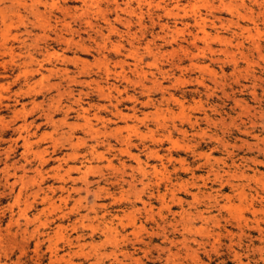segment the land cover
Returning a JSON list of instances; mask_svg holds the SVG:
<instances>
[{
    "label": "rangeland",
    "instance_id": "obj_1",
    "mask_svg": "<svg viewBox=\"0 0 264 264\" xmlns=\"http://www.w3.org/2000/svg\"><path fill=\"white\" fill-rule=\"evenodd\" d=\"M96 1L108 23L84 0H0V264H264V0ZM134 50L146 78L125 67L130 82L117 80ZM86 109L95 136L75 128ZM118 129L137 161L119 155ZM101 140L111 168L89 155Z\"/></svg>",
    "mask_w": 264,
    "mask_h": 264
},
{
    "label": "bare ground",
    "instance_id": "obj_2",
    "mask_svg": "<svg viewBox=\"0 0 264 264\" xmlns=\"http://www.w3.org/2000/svg\"><path fill=\"white\" fill-rule=\"evenodd\" d=\"M85 1H87L88 2V7H94V8H96V11H98L102 16H103V19H104V21L106 22V23H108V18H107V16H106V14L104 13V12H102L101 10H100V7H99V5L100 4H98V2L96 1V0H91V1H88V0H84V3H85ZM113 1H115V3H116V0H113ZM130 1V0H129ZM143 2L144 1H146V0H142ZM220 2L222 1V0H219ZM100 2V1H99ZM159 2H164L163 0H159ZM159 2L156 4V8L157 7H159ZM195 2V1H194ZM126 5H128V3L126 4ZM193 5V4H192ZM192 7V9H194L193 7L194 6H191ZM118 8V6L116 7V9ZM162 9H164L163 7H162ZM174 9H179V6H174ZM183 11H184V14L186 13L185 12V9H182ZM86 11V10H85ZM164 11H165V14H168V15H174V17H175V15L177 16L178 14H176V13H174L173 12V9H171V10H166V9H164ZM88 12V11H87ZM86 12V13H87ZM192 12H194V10H192ZM37 13H39V12H37ZM133 13H135V12H133ZM40 14V13H39ZM42 15V14H41ZM186 15V14H185ZM68 16V15H67ZM193 16H195V23H196V26H199V29H200V31H201V33H202V35H203V37H201V38H199L198 37V35H195L193 38H194V40L195 41H197V40H202V38H206L207 37V34L205 33V30H204V27H205V20H206V17H203V16H201V14H199L198 13V15H196V13L194 12V15ZM40 18V17H39ZM140 19V18H139ZM138 19V20H139ZM58 20V19H57ZM88 22V21H87ZM126 22V34L127 35H129V36H134L135 34H133V35H130L129 34V22L128 21H125ZM47 23L48 22H44V24H43V26H42V28L44 29V27L45 26H48L47 25ZM46 24V25H45ZM64 28H65V30L67 31V33L68 32H70L71 31V22H66V21H64ZM87 26L89 27V28H91L92 29V24L90 23V22H88L87 23ZM117 32V30L115 29V28H113V27H109V31H108V35L106 36V40L107 39H110V37H111V35H113V34H115ZM96 34H101L100 33V31H97L96 32ZM79 35V34H78ZM79 37V36H78ZM58 39H61L62 40V38H61V36L60 37H58ZM67 39V38H66ZM72 41H73V39L72 40H63L62 42H64V43H66V44H71L72 43ZM63 43V44H64ZM105 44V43H104ZM153 44V43H152ZM75 45H77L78 47H81V50H83V51H87V48H84V45H83V41L82 40H80L79 42H76L75 43ZM99 47V46H98ZM258 47V46H257ZM105 48V45L103 46V49ZM120 48H121V45H119V44H117V45H114V46H112V49H113V51L114 52H116V53H119L120 52ZM145 51L147 52V54L148 55H152L153 56V51L151 50V46H150V42L148 43V44H146V46H145ZM61 56V55H60ZM130 59H132L133 61H134V63L132 64V69L129 67V65H127V63L126 62H121V63H116V65H119V68H120V72H118V73H116L115 75V77L117 78V80H121L122 82H126V83H129L130 81H129V79H128V77H126L127 75H126V73H125V67H128V69L132 72V73H136V74H139V73H141V74H143L144 75V77L146 78V73H143L140 69H139V65H140V63H141V61H142V57H140L139 55H138V52L137 51H131L130 53H129V56H128ZM59 58H61V57H58V59ZM68 59V58H67ZM77 66V65H76ZM115 66V65H114ZM84 70H85V66L84 65H82V67L80 68V72H79V74L78 75H82V73L84 72ZM50 73H52V72H50ZM109 74V73H108ZM65 79H67V80H69V82L70 83H74V84H78V85H81L82 84V82H79L75 77H67V73H66V78ZM70 91V90H69ZM96 91L100 94V96L101 97H103V98H105L109 103H112V101H116V102H118V98H116L114 95H113V93L114 92H116V94H120L121 92L117 89V87H115V86H113L112 85V87H109L106 91L103 89V87H101V86H99L98 84H97V86H96ZM122 91V90H121ZM71 92V91H70ZM69 92V93H70ZM126 99H128V98H126ZM103 109H106V107H103ZM82 112H80V113H77L78 114V116H80L81 117V119H82V121H83V123L81 124V125H79V126H76L75 128H77L78 127V129H81L82 131L84 130V131H86L87 130V134L88 133H90V135L91 134H94V136L96 135V133L97 132H99V131H97V130H94V128H93V123H92V120H91V118L89 117V111L86 109V110H81ZM14 116H15V119L14 120H17L19 117H23V118H25V116L26 115H24L22 112H20V111H15L14 112ZM93 120H95V121H97V122H99L100 121V119H99V117L96 115V114H94L93 116ZM13 118V117H12ZM157 126L159 125L158 123L156 124ZM9 126V125H8ZM30 126V125H29ZM28 127V124L25 122V119H24V124H22L20 127L18 126V130H23V129H26ZM172 127L174 128V129H176V126L173 124L172 125ZM166 132H167V134H168V138H167V140L169 139V140H171L172 141V132H170L169 130H168V128H166ZM122 130L121 129H118V130H115L114 132L116 133L115 135H114V137L117 135V138H115L116 139V142H117V144H119L120 146H121V148H118L117 150H118V153H119V155L120 156H123V157H128V158H131V159H135L136 161H137V158L136 157H134V156H132V154H131V147H132V142H131V140H130V138H127V137H124V136H122L121 134H120V132H121ZM183 136L184 135H186L184 132H180ZM113 134V133H112ZM21 136V135H20ZM119 136V137H118ZM22 137V136H21ZM20 137V138H21ZM93 137V136H92ZM107 137V136H106ZM71 139V134H68V139ZM105 138V137H104ZM93 139V138H92ZM94 139H98L97 137L96 138H94ZM106 139V138H105ZM22 140H23V143H24V145L27 147V148H30L31 149V143H30V140H29V137H28V133H27V135H26V137H23L22 138ZM41 141V140H40ZM96 142H97V140H96ZM159 142V141H158ZM97 145H94V146H91L90 147V156H93V158H95L94 156L96 155V157H98L97 159H99V160H105L107 163H108V167L109 168H111V164H112V161L111 160H107L104 156H103V154L101 153H99V154H97V148H98V146H99V144H102V146L104 145V146H107V148L109 149V150H111V149H113L112 148V146L110 145V142L108 141V140H106V142H104V141H102L101 140V142L99 143H96ZM23 145V146H24ZM78 145V144H77ZM77 145H73V147H76ZM172 145H173V147L174 148H180V145H179V141H177V140H175V141H172ZM29 150V149H28ZM28 150H26V151H28ZM116 150V151H117ZM44 152V151H43ZM46 152V151H45ZM44 152V153H45ZM77 152L78 151H75L74 150V153H73V156L75 157V156H78L77 155ZM36 153H40V152H36ZM37 155V154H36ZM39 156H43V153H42V155L40 154ZM43 158V157H42ZM92 158V159H93ZM44 159V158H43ZM43 159H41V160H43ZM96 159V158H95ZM45 161V160H44ZM139 163V162H138ZM114 168V167H113ZM126 168H127V166L124 164V163H120V168L119 169H116L115 168V170H116V172L118 173V174H120V182H118V184L120 185V183L121 184H126L127 182H126V180H124V176L126 175V172H125V170H126ZM154 171H155V173L157 172V170L155 169V168H152ZM76 171H78V170H76ZM90 173V172H89ZM89 173H84L83 175H82V178H81V180L85 183V189H84V191L86 192V194H89V189H88V187H89V185H90V183L88 182V179H87V176H88V174ZM131 173L132 174H130V179L132 180V181H135V173H137V174H139V175H141L142 177H143V175L145 176V173L143 172V170L139 167V165H137V168L136 169H131ZM143 174V175H142ZM127 176V175H126ZM140 182H142V181H140ZM48 197V196H47ZM172 197H173V200H176V201H178V202H180V200H178V199H176V197L174 196V195H172ZM195 197V196H194ZM46 200H47V198L44 196V199L42 198V202L44 203V202H46ZM64 200V199H63ZM50 202V201H49ZM65 202V201H64ZM28 202H26L25 203V205H24V209H19V216L20 217H22V218H25L26 217V212H27V210H28V208H29V203L27 204ZM53 203V202H52ZM51 203V208H52V206H53V204ZM94 211V210H93ZM198 215H200V218L202 217V215H201V213H198ZM191 217V215H186V214H184L181 218L182 219H184V217ZM83 218H87V216H84ZM201 219H203V218H201ZM25 220L27 221V219L25 218ZM204 220V219H203ZM11 222H12V219H11V221H10V224H11ZM119 222H120V220H119ZM13 223V222H12ZM183 226V230H186V229H189V227L187 226V224H184V225H182ZM8 227H9V225H8ZM6 228V230H5V235H3V234H0V239L2 238V240H8V239H10L11 238V235H10V230H9V228ZM164 228V227H163ZM109 231H112V230H110L109 229ZM116 231V230H115ZM198 232V231H197ZM27 233V231H26V229L23 231V234L25 235ZM14 236V235H13ZM12 236V237H13ZM208 236H209V233H208ZM213 237V240L215 241V242H217V241H219L220 240V238L222 237V235H221V233H220V231H218V232H214V234L212 235ZM23 239V238H22ZM214 242V243H215ZM200 245H201V243H199ZM51 255H52V257H51V259H55V260H57V253L56 252H54L53 250H52V253H51ZM234 258L235 259H237V262L239 263V264H242L241 263V258H240V255H238V254H235L234 255ZM169 259V258H168ZM58 262V261H57Z\"/></svg>",
    "mask_w": 264,
    "mask_h": 264
}]
</instances>
